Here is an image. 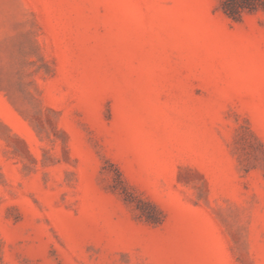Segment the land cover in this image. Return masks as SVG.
Masks as SVG:
<instances>
[{"label":"rangeland","instance_id":"rangeland-1","mask_svg":"<svg viewBox=\"0 0 264 264\" xmlns=\"http://www.w3.org/2000/svg\"><path fill=\"white\" fill-rule=\"evenodd\" d=\"M0 264H264V11L0 0Z\"/></svg>","mask_w":264,"mask_h":264},{"label":"trees","instance_id":"trees-1","mask_svg":"<svg viewBox=\"0 0 264 264\" xmlns=\"http://www.w3.org/2000/svg\"><path fill=\"white\" fill-rule=\"evenodd\" d=\"M220 8L227 17L237 20L244 11H264V0H220Z\"/></svg>","mask_w":264,"mask_h":264}]
</instances>
